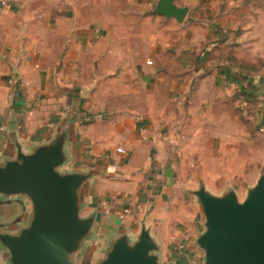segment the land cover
<instances>
[{
  "label": "crops",
  "instance_id": "0c3cea01",
  "mask_svg": "<svg viewBox=\"0 0 264 264\" xmlns=\"http://www.w3.org/2000/svg\"><path fill=\"white\" fill-rule=\"evenodd\" d=\"M6 1L9 7L0 8V157L13 151L12 139L28 152L65 123L67 167L96 172L80 215H101L97 241L123 228L135 234L145 216L162 246L161 258L177 203L175 154L191 145V102L203 82L216 79L215 89H234L243 98L240 82L227 74H191L190 42L165 41L158 28L144 30L148 23L162 26L174 19L144 14L147 23L135 27L136 15L101 14L97 0ZM95 29L101 31L98 39ZM137 32L142 42L132 43ZM250 87L246 95L257 101L264 135V77ZM198 179L214 194L227 184L235 188L227 182L215 192L202 177L196 187ZM10 212L14 220L0 222V228L20 223L26 207L20 200H0V215ZM197 234L189 233L182 250H168L170 264H191ZM0 264H6L1 248Z\"/></svg>",
  "mask_w": 264,
  "mask_h": 264
},
{
  "label": "water",
  "instance_id": "95a60500",
  "mask_svg": "<svg viewBox=\"0 0 264 264\" xmlns=\"http://www.w3.org/2000/svg\"><path fill=\"white\" fill-rule=\"evenodd\" d=\"M153 12L181 24L188 8L158 0ZM68 139L62 123L28 152L12 139L13 151L0 157V200H20L26 207L20 223L0 228L6 264H160L162 246L145 216L135 234L123 228L97 241L101 215H80L96 172L67 167ZM186 191L204 218L192 242L203 264H264V169L242 197L230 184L214 194L200 179Z\"/></svg>",
  "mask_w": 264,
  "mask_h": 264
},
{
  "label": "rangeland",
  "instance_id": "374dc122",
  "mask_svg": "<svg viewBox=\"0 0 264 264\" xmlns=\"http://www.w3.org/2000/svg\"><path fill=\"white\" fill-rule=\"evenodd\" d=\"M157 1L97 0L103 5L101 14L136 15L132 23L135 27L146 22L144 14L157 18L153 12ZM175 4L188 8L181 24L165 22L162 26H150L151 23L147 26L146 22L144 30L158 28L163 30L165 41L180 45L190 42L191 61L195 60L191 74L196 71L199 75L232 76L240 82L245 96L240 98L234 89H215L220 85L216 79L203 82L201 91L192 100L191 145L175 154L177 203L167 239L164 238L160 264H170L168 250H182L190 239L189 233L193 238L202 230L200 224L204 218L193 196L180 188H195L197 177H202L215 192L230 182L242 197L245 187L264 169V135L258 131L260 111L257 101L246 95L252 80L264 77V0H175ZM139 36L138 32L132 35V43L142 42ZM204 60L208 65L198 68L197 62ZM13 217L11 212L3 213L0 222L11 223ZM191 257V264H203L201 253L194 250Z\"/></svg>",
  "mask_w": 264,
  "mask_h": 264
},
{
  "label": "built area",
  "instance_id": "2783aa9c",
  "mask_svg": "<svg viewBox=\"0 0 264 264\" xmlns=\"http://www.w3.org/2000/svg\"><path fill=\"white\" fill-rule=\"evenodd\" d=\"M9 7V4L7 3L6 0H0V8H8ZM93 34L95 36L96 39L100 38L101 37V31L99 29H95L93 31ZM116 153L118 154H125V151L122 149V148H117L116 149ZM128 209L126 208L122 215L119 217V220H123L124 216L128 213Z\"/></svg>",
  "mask_w": 264,
  "mask_h": 264
}]
</instances>
